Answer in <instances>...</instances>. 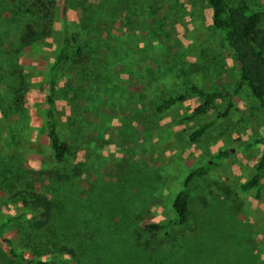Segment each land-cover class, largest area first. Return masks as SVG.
<instances>
[{
    "label": "rangeland",
    "instance_id": "374dc122",
    "mask_svg": "<svg viewBox=\"0 0 264 264\" xmlns=\"http://www.w3.org/2000/svg\"><path fill=\"white\" fill-rule=\"evenodd\" d=\"M245 1L264 8V0ZM33 4L0 0V95L9 113L8 124L0 115L2 238L54 264H264V179L258 193L239 188L262 152L244 146L261 133L257 101L243 88L225 117L216 103L191 118L198 97L155 110L189 84L231 92L237 83V63L206 1L53 0L50 17ZM27 25L37 32L31 41ZM65 27L81 52L52 73L58 128L69 146L56 165L44 99ZM212 120L190 142L187 133ZM222 151L229 156L210 163L191 188L188 223L149 230L146 224L171 218L186 176ZM34 195L54 205L42 229ZM2 238L0 264H24Z\"/></svg>",
    "mask_w": 264,
    "mask_h": 264
},
{
    "label": "trees",
    "instance_id": "16d2710c",
    "mask_svg": "<svg viewBox=\"0 0 264 264\" xmlns=\"http://www.w3.org/2000/svg\"><path fill=\"white\" fill-rule=\"evenodd\" d=\"M211 15L212 26L221 32L223 39L230 49L233 58L238 66V79L235 87L231 92H218L202 89L194 84L183 87L182 91L174 96H169L161 103L156 105L155 110L163 112L169 110L177 103L184 102L189 97H198L200 104L194 109L191 118L204 115L214 104L221 103L225 105V117L229 110L233 107V99L237 91L245 88L250 95L257 101L260 110L261 133L257 138L244 146L247 149L252 147H262V152L258 158L252 177L240 184L241 191L259 192L261 181L264 179V31L260 28L261 19L264 17V8H252L245 0H205ZM53 0H34L32 7L36 8L39 13L50 17ZM46 35L47 30L43 31ZM25 35L28 41L33 40L37 36V32L31 25L25 27ZM81 48L78 43L77 36L67 27L63 30L60 44L56 50L53 65L51 67L50 80L48 82V92L44 99L46 112V136L49 150L56 165L62 163L68 152L69 146L65 138L59 132L56 105L57 83L55 76L52 74L55 69L64 64L66 61L76 58L80 55ZM0 115L6 124L9 123V113L4 105V98L0 95ZM215 120L199 124L195 129L187 133L190 142H199L209 130L214 127ZM10 132L9 139L16 142L17 134L14 129L8 125ZM229 154L226 151L219 152L214 155L203 166H199L186 176L183 181L182 188L176 193L171 205V218L160 222H150L146 227L153 231H168L172 227L185 226L191 216L190 194L193 184L201 179L210 166V163L226 159ZM26 202L29 199H24ZM29 203V202H28ZM30 204L41 216L38 229L46 226L52 218L54 209L53 202L45 196L34 195L30 199ZM7 222L0 224V238L2 231L6 229ZM71 227L69 224L65 227V231L69 232ZM59 232L58 228L56 229ZM2 241L8 245L9 254L24 264H54L53 259H39L35 254H26L17 247V242L12 238H2ZM34 242L33 238L28 237L26 243L29 246ZM68 255L75 256L72 250L62 249ZM61 264L64 263L59 260Z\"/></svg>",
    "mask_w": 264,
    "mask_h": 264
}]
</instances>
